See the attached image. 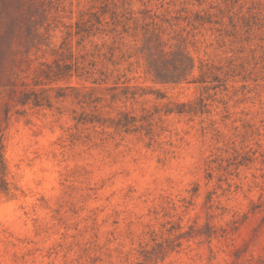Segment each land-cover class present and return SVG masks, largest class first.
<instances>
[{
	"label": "rangeland",
	"instance_id": "rangeland-1",
	"mask_svg": "<svg viewBox=\"0 0 264 264\" xmlns=\"http://www.w3.org/2000/svg\"><path fill=\"white\" fill-rule=\"evenodd\" d=\"M0 264H264V0H0Z\"/></svg>",
	"mask_w": 264,
	"mask_h": 264
}]
</instances>
